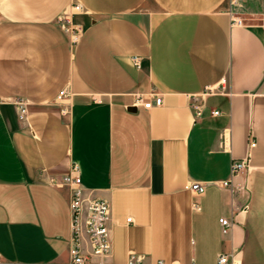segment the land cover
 I'll return each instance as SVG.
<instances>
[{"label":"crops","instance_id":"obj_1","mask_svg":"<svg viewBox=\"0 0 264 264\" xmlns=\"http://www.w3.org/2000/svg\"><path fill=\"white\" fill-rule=\"evenodd\" d=\"M73 4L75 46L55 23ZM253 16L264 18V0H0V264L70 262L72 192L51 180L74 163L83 198L111 207V252L89 264L131 253L142 264H264V22ZM209 89L196 121L192 98ZM155 95L162 105L145 109ZM221 218L234 222L228 233Z\"/></svg>","mask_w":264,"mask_h":264},{"label":"built area","instance_id":"obj_2","mask_svg":"<svg viewBox=\"0 0 264 264\" xmlns=\"http://www.w3.org/2000/svg\"><path fill=\"white\" fill-rule=\"evenodd\" d=\"M83 11L79 4H73L68 10L59 15L55 21L56 25L67 37L72 46L79 44L84 34L83 27L75 21V16ZM234 25L241 26L243 21L241 19H234ZM132 61L136 68L141 69L143 62L139 57H133ZM225 88L220 89L224 92ZM214 94L213 89L206 90L200 97L192 98L190 104L194 111V119L197 121L205 112V98ZM66 91H62L59 99L63 100L68 97ZM142 97H136V104L141 105ZM6 103L0 98V104ZM163 103V98L160 95H155L153 100L142 103L145 109L152 108L153 104L160 106ZM16 107L18 117L21 121H25L28 115V104L20 98L12 101ZM62 114H69L68 108L62 109ZM212 116H219L220 112L212 111ZM228 137H226L227 140ZM256 141L253 136H250L249 147L253 149L256 147ZM250 154L241 160H234L231 165L232 177L239 175L249 170ZM51 185L57 188L68 187L71 189L72 196L70 200V210L72 213V236L70 241L69 255L70 262L68 264H89L92 258L100 260L105 259L111 252V237L108 228V222L111 213V207L106 200H91L86 201L83 198V191L81 188L80 167L74 163L71 167L70 173L63 176L60 180L52 179ZM232 180L223 182L222 187L225 189H232ZM190 189L198 195H203L206 192L207 186L201 183H194ZM197 208V204L194 205ZM131 222V219H128ZM220 224L223 233H228L234 226V222L227 218H221ZM84 234L87 237V244L85 245ZM87 247V248H86ZM89 250V251H88ZM1 260V254H0ZM143 257L135 253L129 255L127 264H142ZM229 256L222 255L219 259V264H228Z\"/></svg>","mask_w":264,"mask_h":264},{"label":"rangeland","instance_id":"obj_3","mask_svg":"<svg viewBox=\"0 0 264 264\" xmlns=\"http://www.w3.org/2000/svg\"><path fill=\"white\" fill-rule=\"evenodd\" d=\"M230 2H231V5L239 7L242 3V0H230ZM251 21L264 22V18L261 20L258 17L253 16L251 17Z\"/></svg>","mask_w":264,"mask_h":264}]
</instances>
